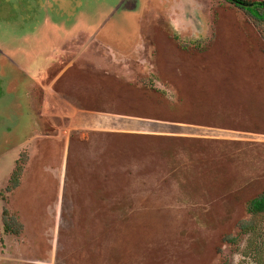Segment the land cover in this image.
Returning a JSON list of instances; mask_svg holds the SVG:
<instances>
[{
  "label": "rangeland",
  "instance_id": "obj_1",
  "mask_svg": "<svg viewBox=\"0 0 264 264\" xmlns=\"http://www.w3.org/2000/svg\"><path fill=\"white\" fill-rule=\"evenodd\" d=\"M160 4L0 0V264H264V20Z\"/></svg>",
  "mask_w": 264,
  "mask_h": 264
},
{
  "label": "crops",
  "instance_id": "obj_2",
  "mask_svg": "<svg viewBox=\"0 0 264 264\" xmlns=\"http://www.w3.org/2000/svg\"><path fill=\"white\" fill-rule=\"evenodd\" d=\"M196 1L197 0H161V3L163 4V6H162V4H160V6H157V8H155V9L161 10L162 8H170V9H172V11H170L169 14H166L165 16L157 17L156 21L159 23H162V24L176 25L177 29H178V27L183 29L182 27H184L185 25H189V24L205 23L204 21H202V15L201 14L193 15L190 11V10H192V12H193V8H196V5H194V3ZM179 7L186 8V13H178L176 8H179ZM173 9H174V11H173ZM187 9H188V11H187ZM82 33L84 34L83 35L84 38H86L88 41H90L91 44L93 42H97V43L102 42V45L104 48L102 50L105 51L103 53H105L107 57L110 56L111 60H115V57L119 53L115 52L114 50H111V48H109L105 45V42L103 40L98 38L99 37L98 34L100 33V31L97 32L96 34H95V31L82 32ZM73 39H75V38H73ZM73 41H75V40H73ZM69 42H71V41H69ZM80 50H81L80 52H84V49H80ZM91 50L93 52H96V50H94L93 48H91ZM63 51L65 52V49ZM107 65L110 66L112 64H107ZM101 66L103 67L104 65H101ZM61 78H62V72L59 74V76L55 80L51 81V84L45 85L44 90L46 92L47 99L49 98L50 94L51 95L54 94V92H55L54 91V84L56 83V80H60ZM72 82H74L73 79H69V81H65L63 84V87L66 89H64V91L60 90L57 92L58 96L61 99H122V97L116 96V95L112 96V97H107V95L105 93L103 94L102 92H99L101 95V97H100V96H97L95 93L91 92L92 94H90L84 90L79 91V90L75 89V91H72L71 90V83ZM84 92H86V93H84ZM54 99H57V97L54 96ZM74 106H76V104ZM88 111L90 113H95V112L98 113V111L93 110V109L88 110Z\"/></svg>",
  "mask_w": 264,
  "mask_h": 264
},
{
  "label": "trees",
  "instance_id": "obj_3",
  "mask_svg": "<svg viewBox=\"0 0 264 264\" xmlns=\"http://www.w3.org/2000/svg\"><path fill=\"white\" fill-rule=\"evenodd\" d=\"M231 4H234L243 10H246L248 7H254L259 12L258 14H254V18L264 20V0L262 1H251V0H226ZM241 3L251 4L249 6L241 5ZM247 11V10H246ZM249 12V11H248ZM261 16V18H259ZM22 167L18 166L10 179V185L8 186V190H13L20 184V177L22 175ZM247 210L251 214L254 219V224L252 222H247L242 225V229L244 231L254 230L256 228V221L258 218L264 216V191L255 198L250 199L247 202ZM7 212L5 211V231L6 232H19L21 229V224L18 223L14 218L10 217L7 219ZM256 219V220H255Z\"/></svg>",
  "mask_w": 264,
  "mask_h": 264
},
{
  "label": "water",
  "instance_id": "obj_4",
  "mask_svg": "<svg viewBox=\"0 0 264 264\" xmlns=\"http://www.w3.org/2000/svg\"><path fill=\"white\" fill-rule=\"evenodd\" d=\"M241 5L249 6V5H251V4L241 3Z\"/></svg>",
  "mask_w": 264,
  "mask_h": 264
}]
</instances>
